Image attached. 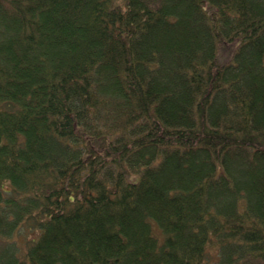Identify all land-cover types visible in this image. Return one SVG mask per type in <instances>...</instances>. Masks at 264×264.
I'll return each instance as SVG.
<instances>
[{
	"label": "trees",
	"instance_id": "trees-1",
	"mask_svg": "<svg viewBox=\"0 0 264 264\" xmlns=\"http://www.w3.org/2000/svg\"><path fill=\"white\" fill-rule=\"evenodd\" d=\"M0 264H264V0H0Z\"/></svg>",
	"mask_w": 264,
	"mask_h": 264
}]
</instances>
